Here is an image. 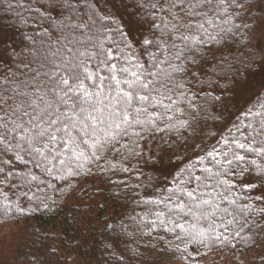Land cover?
<instances>
[{
    "label": "snow or ice",
    "instance_id": "obj_1",
    "mask_svg": "<svg viewBox=\"0 0 264 264\" xmlns=\"http://www.w3.org/2000/svg\"><path fill=\"white\" fill-rule=\"evenodd\" d=\"M257 34L264 0H0V222L97 177L132 197L128 222L105 221L125 236L109 253L123 242L139 255L127 247L138 234L180 264L264 251ZM229 46L239 55L209 59Z\"/></svg>",
    "mask_w": 264,
    "mask_h": 264
},
{
    "label": "trees",
    "instance_id": "obj_2",
    "mask_svg": "<svg viewBox=\"0 0 264 264\" xmlns=\"http://www.w3.org/2000/svg\"><path fill=\"white\" fill-rule=\"evenodd\" d=\"M252 43L256 47H264V37L257 34ZM229 54L239 55L232 46L213 48L209 59L212 56ZM243 104L242 100L241 105ZM231 118L229 116V119ZM158 139L159 137H156V140ZM199 139L200 134L197 135L196 142H199ZM153 143L155 144V141ZM155 147L159 153L160 146L155 144ZM164 166L171 170L167 159ZM144 171L148 177L163 179L150 168H145ZM109 188L101 178L82 179L71 195L61 198L57 194V204L51 206L50 210L41 208L18 220L0 222V264H31L35 255H40L44 264H118L120 256L127 259L129 255H134L123 251L126 247L123 242L118 245V251L109 253L105 250L109 237L119 234L121 241L125 239L118 225L115 230L106 231L105 221L114 223L120 221L123 216L128 222L126 214L133 208L130 203L131 196L122 194L117 197L114 193L120 189ZM7 194L13 196L12 192ZM139 211L140 209H137V212ZM154 243L138 234L135 242H130L127 247L138 251L139 255H134L128 264H180L164 250L163 245L153 246ZM53 249L55 253L52 252ZM261 255H264V251L259 249L244 252L237 249L234 253L227 247L202 249L196 264H250V261Z\"/></svg>",
    "mask_w": 264,
    "mask_h": 264
},
{
    "label": "rangeland",
    "instance_id": "obj_3",
    "mask_svg": "<svg viewBox=\"0 0 264 264\" xmlns=\"http://www.w3.org/2000/svg\"><path fill=\"white\" fill-rule=\"evenodd\" d=\"M247 98H245V100H246ZM243 103H245V101L243 100Z\"/></svg>",
    "mask_w": 264,
    "mask_h": 264
}]
</instances>
